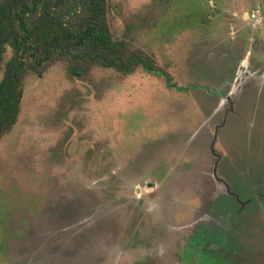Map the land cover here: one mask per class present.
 <instances>
[{
    "label": "rangeland",
    "instance_id": "1",
    "mask_svg": "<svg viewBox=\"0 0 264 264\" xmlns=\"http://www.w3.org/2000/svg\"><path fill=\"white\" fill-rule=\"evenodd\" d=\"M107 1L156 72L25 78L0 264H264V0Z\"/></svg>",
    "mask_w": 264,
    "mask_h": 264
},
{
    "label": "trees",
    "instance_id": "2",
    "mask_svg": "<svg viewBox=\"0 0 264 264\" xmlns=\"http://www.w3.org/2000/svg\"><path fill=\"white\" fill-rule=\"evenodd\" d=\"M108 11L107 0H0V67L6 48L13 52L0 82V138L17 122L25 78H41L57 62L66 63L72 79L94 67L124 76L140 66L156 72L148 58L112 39Z\"/></svg>",
    "mask_w": 264,
    "mask_h": 264
},
{
    "label": "flooded vegetation",
    "instance_id": "3",
    "mask_svg": "<svg viewBox=\"0 0 264 264\" xmlns=\"http://www.w3.org/2000/svg\"><path fill=\"white\" fill-rule=\"evenodd\" d=\"M213 153V152H212ZM214 177H215V180L217 181V184H221L223 187L227 188L226 187V182L223 181V179H220L218 176L215 175V172H214Z\"/></svg>",
    "mask_w": 264,
    "mask_h": 264
},
{
    "label": "built area",
    "instance_id": "4",
    "mask_svg": "<svg viewBox=\"0 0 264 264\" xmlns=\"http://www.w3.org/2000/svg\"><path fill=\"white\" fill-rule=\"evenodd\" d=\"M258 12L252 13L249 15V19H254L257 16Z\"/></svg>",
    "mask_w": 264,
    "mask_h": 264
}]
</instances>
